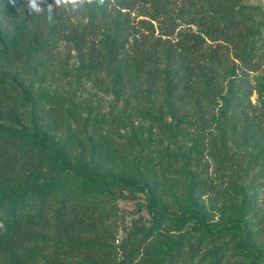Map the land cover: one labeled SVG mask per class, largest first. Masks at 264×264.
<instances>
[{
    "label": "rangeland",
    "instance_id": "rangeland-1",
    "mask_svg": "<svg viewBox=\"0 0 264 264\" xmlns=\"http://www.w3.org/2000/svg\"><path fill=\"white\" fill-rule=\"evenodd\" d=\"M46 1L56 8L68 7ZM225 4L244 7L249 25L258 28L261 49L254 62L236 58L233 45L217 32L221 26L213 21L214 14L209 15ZM198 11L210 13L201 18ZM129 12L139 35L149 36L150 41L158 38L165 46L175 44L185 31L202 33L205 43L198 59L211 70L209 75L200 72L187 84L199 97L179 98L167 89L171 80L185 90L189 77L176 61L165 59L159 67L169 68V78L162 72L149 93L145 78L140 79H145L143 89L132 83L120 89L105 71L96 79L81 66L73 42L62 36L50 60L35 52L28 56L38 70L47 71L46 79L35 76L36 70L28 69L24 59L0 67V77L21 82V87L0 93V124L16 123L5 115L13 108L21 114L20 126L30 123L38 107L28 100L29 95L38 97L37 102L45 96L61 100L64 124L43 129L54 149L60 150L74 133L82 134L96 151L110 140L118 172L139 174L147 181V191L110 190L98 195L108 231L102 252L108 261L148 264L149 246L194 234L200 243L195 262L203 257L205 264L211 259L213 264H244L242 251H264V0H160L156 5L139 1ZM77 20L87 18L71 16L72 22ZM211 52H217L216 60L209 57ZM85 157L80 148L69 155L73 164ZM192 178L196 191L207 192L201 197L207 218L217 226L227 224V233L204 235L193 222L180 230L154 225L148 194L157 196L156 206L164 204L170 213L180 215ZM238 219L250 228L248 233ZM152 226L154 232L144 237L142 228ZM253 264H264V257Z\"/></svg>",
    "mask_w": 264,
    "mask_h": 264
},
{
    "label": "trees",
    "instance_id": "trees-1",
    "mask_svg": "<svg viewBox=\"0 0 264 264\" xmlns=\"http://www.w3.org/2000/svg\"><path fill=\"white\" fill-rule=\"evenodd\" d=\"M139 1L154 5L160 2L92 0L75 8L71 4L51 6L49 20L46 0H38L42 9L39 13L29 8L28 0H0V67L12 64L15 59H24L28 69L36 70L35 76L46 79L47 71L38 70V64L29 62L28 56L35 52L50 60L58 38L65 36L78 50L83 69L96 79L105 71L120 89L129 83L143 89L147 79L149 93L151 85L161 80L162 72L169 78V68L159 67L165 59L176 61L189 77L185 90L169 79L167 89L179 98L199 97L197 90L187 84L200 72L209 75V64L198 59L205 37L201 32L185 31L175 44L162 45L158 38L150 41L149 36L138 34L136 20L129 12ZM198 12L201 18L210 13ZM212 14L213 21L221 26L217 32L233 45L235 57L244 63L254 62L261 44L257 40L258 28L248 23L246 9L225 4L209 16ZM72 15L87 21L72 22ZM142 21L153 27L152 22ZM206 33L213 37V33ZM209 57L216 60L217 52H211ZM142 78L145 79L141 82ZM20 83L1 76L0 93L21 87ZM27 98L38 107L29 124H18L21 114L16 108L5 113L16 123L0 124V264H129L125 260L110 262L106 252H102L108 231L103 224L98 195L110 190L134 194L147 191L150 185L139 174L125 176L118 172L110 140L104 141L103 147L96 151L89 147L82 134L74 133L60 150L54 149L43 129L64 124L66 115L61 100L45 96L37 102L38 97ZM77 148L86 157L73 164L69 155ZM190 185L187 203L180 215L170 213L164 204L156 206L157 196L148 194L154 225L180 230L193 222V227L204 235L227 233V224L217 226L207 218L201 203L202 195L207 192H202L201 187L196 191L194 178ZM238 224L246 233L250 231L239 219ZM154 228H142L144 237H149ZM199 244L194 234L169 238L163 244L149 246L146 261L148 264H205L203 257L195 262ZM249 249L242 251L244 264H253L258 257H264L263 250ZM206 264H213V260Z\"/></svg>",
    "mask_w": 264,
    "mask_h": 264
},
{
    "label": "clouds",
    "instance_id": "clouds-1",
    "mask_svg": "<svg viewBox=\"0 0 264 264\" xmlns=\"http://www.w3.org/2000/svg\"><path fill=\"white\" fill-rule=\"evenodd\" d=\"M56 5H67V4H71L74 8L78 7L84 3H91L92 0H54ZM28 5L29 8L32 11H35L37 13H39L42 9L40 7V4L38 3V0H28ZM49 11V20L52 19V7L49 6L48 8Z\"/></svg>",
    "mask_w": 264,
    "mask_h": 264
}]
</instances>
